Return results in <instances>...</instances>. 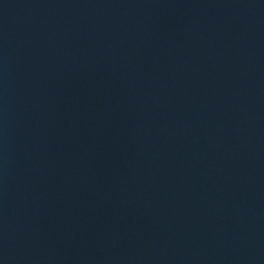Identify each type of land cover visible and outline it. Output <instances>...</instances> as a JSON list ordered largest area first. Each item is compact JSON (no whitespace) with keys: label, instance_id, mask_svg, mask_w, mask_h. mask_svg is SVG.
Instances as JSON below:
<instances>
[{"label":"water","instance_id":"obj_1","mask_svg":"<svg viewBox=\"0 0 264 264\" xmlns=\"http://www.w3.org/2000/svg\"><path fill=\"white\" fill-rule=\"evenodd\" d=\"M0 264H264V0H0Z\"/></svg>","mask_w":264,"mask_h":264}]
</instances>
